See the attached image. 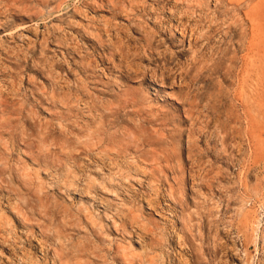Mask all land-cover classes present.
Segmentation results:
<instances>
[{
    "label": "rangeland",
    "instance_id": "374dc122",
    "mask_svg": "<svg viewBox=\"0 0 264 264\" xmlns=\"http://www.w3.org/2000/svg\"><path fill=\"white\" fill-rule=\"evenodd\" d=\"M0 264H264V0H0Z\"/></svg>",
    "mask_w": 264,
    "mask_h": 264
}]
</instances>
